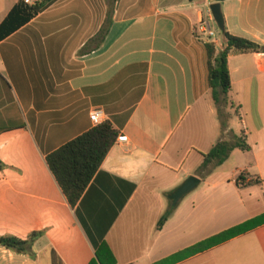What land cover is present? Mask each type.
<instances>
[{
	"label": "crops",
	"instance_id": "1",
	"mask_svg": "<svg viewBox=\"0 0 264 264\" xmlns=\"http://www.w3.org/2000/svg\"><path fill=\"white\" fill-rule=\"evenodd\" d=\"M16 2L0 0V25ZM211 4L116 0L109 15L107 0H59L0 42V236L44 233L34 259L0 248V264H90L103 244L116 264H156L264 214V53L229 56L234 108L223 129L205 47L221 51L223 36L200 31ZM221 5L227 32L264 46V0ZM94 111L128 142L71 207L46 157L93 129ZM241 135L249 151L202 179L204 155ZM241 174L262 186L238 187ZM191 176L201 183L157 231ZM176 264H264V224Z\"/></svg>",
	"mask_w": 264,
	"mask_h": 264
},
{
	"label": "trees",
	"instance_id": "2",
	"mask_svg": "<svg viewBox=\"0 0 264 264\" xmlns=\"http://www.w3.org/2000/svg\"><path fill=\"white\" fill-rule=\"evenodd\" d=\"M57 1L59 0H33L31 4H27L25 0H17L0 25V42L29 24ZM210 1L214 4L224 3L227 0ZM115 2L116 0H107L109 10L114 9ZM105 37L106 28L103 27L91 41L102 43ZM205 47L208 54V86L217 109L218 118L223 129H226L228 118L226 110L230 107L234 108L229 100L232 84L228 58L232 54H262L264 53V46L242 37L233 36L226 31L223 36L221 51H217L214 43H207ZM118 137L119 133L111 123L103 122L46 157L48 168L71 207H75L80 202ZM237 149L243 152L250 149L242 135L235 136L232 140L224 139L216 143L211 151L204 155V161L199 170L200 177L202 179L209 177L212 172L228 161ZM5 168L6 166L0 160V170ZM246 177L245 174H241L236 180V185L238 187L262 186L259 178L252 177V180L246 183ZM174 210L175 208L169 209L161 217L156 228L157 231H161ZM263 224L264 214L214 235L195 246L179 251L156 264H176L253 231ZM43 234V232H33L26 240L15 236H0V248L34 259L36 257L34 245ZM90 264H116V260L107 245L103 244L98 249L96 258Z\"/></svg>",
	"mask_w": 264,
	"mask_h": 264
},
{
	"label": "water",
	"instance_id": "3",
	"mask_svg": "<svg viewBox=\"0 0 264 264\" xmlns=\"http://www.w3.org/2000/svg\"><path fill=\"white\" fill-rule=\"evenodd\" d=\"M209 10L212 14L213 21L222 36L226 33L225 19L223 15L221 3H214L209 6ZM201 183V180L197 177L191 176L184 183L178 187L173 193L168 196L171 202V207L176 208L178 204L183 200L185 196L191 193Z\"/></svg>",
	"mask_w": 264,
	"mask_h": 264
},
{
	"label": "built area",
	"instance_id": "4",
	"mask_svg": "<svg viewBox=\"0 0 264 264\" xmlns=\"http://www.w3.org/2000/svg\"><path fill=\"white\" fill-rule=\"evenodd\" d=\"M25 2L27 4H31L33 2V0H25ZM209 18H210L209 21L203 20L201 22L200 31L202 32V34L206 35L209 39H212L216 36V33L211 27V22H214V21H213L212 14H211L210 10H209ZM90 119L95 126L102 124L103 123L102 112L101 111L92 112L90 114ZM127 142H128V139L126 136L119 135L115 144H124Z\"/></svg>",
	"mask_w": 264,
	"mask_h": 264
},
{
	"label": "rangeland",
	"instance_id": "5",
	"mask_svg": "<svg viewBox=\"0 0 264 264\" xmlns=\"http://www.w3.org/2000/svg\"><path fill=\"white\" fill-rule=\"evenodd\" d=\"M107 11H108V14L110 15L111 10H109V8H107ZM106 24H107V22H106ZM211 27L216 33V36L214 38H212V40H218L220 38V36L222 35L221 32L219 31V29L217 28V26L215 25L214 22H211ZM232 101L233 100H230V102H232ZM236 156H237V160H238V163L236 166L237 168H242V167H244V165H247V160H248L247 154L242 152L241 154L240 153L236 154Z\"/></svg>",
	"mask_w": 264,
	"mask_h": 264
}]
</instances>
